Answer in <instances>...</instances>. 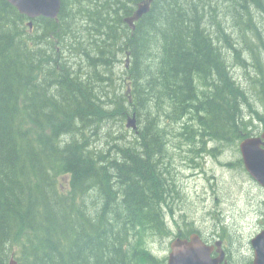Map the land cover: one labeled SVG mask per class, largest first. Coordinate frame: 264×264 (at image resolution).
Listing matches in <instances>:
<instances>
[{
  "label": "trees",
  "instance_id": "16d2710c",
  "mask_svg": "<svg viewBox=\"0 0 264 264\" xmlns=\"http://www.w3.org/2000/svg\"><path fill=\"white\" fill-rule=\"evenodd\" d=\"M143 1L61 0L57 21L29 28L0 0V264H165L149 244L174 237L182 199L169 129L214 157L262 111L264 0H153L132 31ZM117 79L126 93L104 100ZM132 114L133 135L94 146L102 122Z\"/></svg>",
  "mask_w": 264,
  "mask_h": 264
},
{
  "label": "rangeland",
  "instance_id": "374dc122",
  "mask_svg": "<svg viewBox=\"0 0 264 264\" xmlns=\"http://www.w3.org/2000/svg\"><path fill=\"white\" fill-rule=\"evenodd\" d=\"M81 24L83 23L80 21V30L83 28L80 27L82 26ZM119 58L120 61L117 67H114V78H122V69L126 58L123 56ZM237 69L238 67L236 71ZM237 73L240 76L241 83L247 84L245 81L248 75L253 78V75L250 72L248 74V71L245 73V71L238 70ZM114 82L115 89L113 86L112 88L104 86V91L106 90L108 96L104 97L106 101H109L107 98L113 100L114 94L126 93L127 91L120 79ZM245 86L251 85L247 84ZM248 90L250 91L248 95L250 100H254V96H252L253 94L256 95L254 87L253 89L249 87ZM97 93L98 95L103 94V91L100 89ZM253 102L255 107H257V102L255 100ZM262 105L264 104L259 106L263 109L264 106ZM245 113L248 114V111ZM128 118L121 120L116 115L102 122L101 126L96 130V136L93 137L94 146L98 149H107L119 144L114 137L121 138L120 135H125L126 138H129L133 135L134 131L126 128ZM135 125L138 129L142 126V123L136 121ZM169 130L172 133L169 136L168 150L169 160L172 165L171 172L175 176L182 193V199L172 207L174 209V218H167L169 226L173 230L174 221L187 222L191 223L193 228L207 234L215 229L220 232L222 230L221 225H224L225 233L228 234V236H225L229 251L228 263L251 264L254 255L250 240L261 231L262 214L261 216L255 214L260 211L264 213V205L262 203L264 190L243 175L238 174L237 176L235 172H227L216 160L212 159V157L209 158L207 154L200 159L199 155L190 153V147L188 148L187 146L188 143L185 145L184 141L173 136L176 129L170 128ZM178 143L179 148H176L175 146ZM220 156V159L225 161L233 159L234 153L232 149L227 148ZM192 159L196 161V167H193L192 164L191 166L188 165V162ZM173 238L155 239L150 241L149 247L158 258H165L166 261L169 253V243Z\"/></svg>",
  "mask_w": 264,
  "mask_h": 264
},
{
  "label": "water",
  "instance_id": "95a60500",
  "mask_svg": "<svg viewBox=\"0 0 264 264\" xmlns=\"http://www.w3.org/2000/svg\"><path fill=\"white\" fill-rule=\"evenodd\" d=\"M19 14L29 19L28 26L32 27V21L38 18L58 20L61 8V0H6ZM153 0H144L138 4L133 14L124 19L130 30H135V23L150 11ZM126 127L136 130L135 114L127 119ZM240 152L246 171L264 188V155L258 151L253 139L244 140L240 144ZM217 242V257L212 258V247L204 244L197 235H191L189 239H174L169 244V253L166 264H228L225 252ZM253 261L251 264H264V230L257 233L251 240ZM7 264H18L11 257Z\"/></svg>",
  "mask_w": 264,
  "mask_h": 264
},
{
  "label": "flooded vegetation",
  "instance_id": "af4514ba",
  "mask_svg": "<svg viewBox=\"0 0 264 264\" xmlns=\"http://www.w3.org/2000/svg\"><path fill=\"white\" fill-rule=\"evenodd\" d=\"M256 102L257 104H260V105L263 104V103H260L259 101H256ZM245 123L247 124V127L246 129L241 131V134L244 136L242 140H236L235 142H233L234 145H228V143L224 142L222 143V145L220 144L219 146L220 149L217 151L216 156L213 157L208 154L207 156L209 158L212 157V159L216 160V162L219 163L222 166V168L225 169L227 172H235L237 176L238 174H240L241 176L243 175L247 177L248 180H251L252 182L258 185V183L251 177V175L245 169L243 159H242V156L239 150V146L244 140L253 139L255 141V145L257 146L258 151L264 155V109L258 112V114L248 113V118ZM210 144L212 145V146H209L210 149L217 146V143L214 141L213 142L210 141ZM227 148H230L233 150V153H234L233 159L236 158L235 160L229 159V160L222 161L220 159L221 157L220 154ZM199 157L201 159L202 157H204V155L199 156ZM188 165L191 166V163H188ZM196 165L197 163L195 164V167ZM261 189L264 190L263 188ZM262 203L264 205V200L262 201ZM255 215L261 216L262 218L261 230H264V213L260 211ZM175 222L176 223L173 224V230H172L175 239H189L191 235H197L204 244L213 248V251L211 254L212 258L217 257L218 255L217 249L219 248L216 246V243L220 242L222 244L219 247L223 249V251L225 252V259L228 262L229 251L227 249L225 236L222 235L221 232L215 229V230H212V232L209 231L206 234V233H202L199 230L193 228V225L191 223L182 222V221H175Z\"/></svg>",
  "mask_w": 264,
  "mask_h": 264
},
{
  "label": "bare ground",
  "instance_id": "6f19581e",
  "mask_svg": "<svg viewBox=\"0 0 264 264\" xmlns=\"http://www.w3.org/2000/svg\"><path fill=\"white\" fill-rule=\"evenodd\" d=\"M131 15H132V14H131ZM131 15H130V16H131Z\"/></svg>",
  "mask_w": 264,
  "mask_h": 264
}]
</instances>
